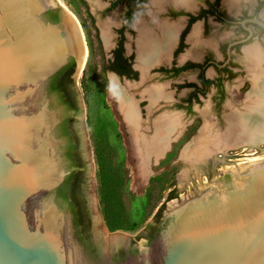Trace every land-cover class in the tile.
Returning <instances> with one entry per match:
<instances>
[{
  "label": "water",
  "instance_id": "obj_1",
  "mask_svg": "<svg viewBox=\"0 0 264 264\" xmlns=\"http://www.w3.org/2000/svg\"><path fill=\"white\" fill-rule=\"evenodd\" d=\"M71 1L57 0L64 13L51 22L46 14L57 8L55 0H0V264H264V36L261 44H251L260 52L246 51V72L228 83H242L251 70V94L235 115L222 111L224 122L215 125V133L211 93L194 106L210 126L196 135V117L175 108L185 90L174 94L173 88L150 132L152 107L168 95L148 87L142 122L130 96L140 99L145 69L140 83L122 87L105 69L108 50L98 43L85 10L73 9ZM246 22L264 30L257 19ZM111 23L102 26L106 44ZM176 28L160 25L158 38L139 27L141 68L165 60ZM228 32L212 26L207 40H224ZM70 60L76 63L78 127L96 207L90 246L55 199L69 173L57 131L67 113L49 82ZM180 122L188 131L169 145ZM156 214L164 223L148 241L145 230ZM129 244L136 251L118 258L117 251Z\"/></svg>",
  "mask_w": 264,
  "mask_h": 264
},
{
  "label": "flooded vegetation",
  "instance_id": "obj_2",
  "mask_svg": "<svg viewBox=\"0 0 264 264\" xmlns=\"http://www.w3.org/2000/svg\"><path fill=\"white\" fill-rule=\"evenodd\" d=\"M155 2H158V5H154ZM54 4L57 8L53 6L46 16L51 12L58 22L63 10L57 0ZM75 5L85 10L88 21L97 34L98 43L108 50L109 57L105 69L117 79L120 85H124H121L122 87L140 83L141 70L145 69L148 79L138 88V90L143 89L140 99L130 96L138 108L142 122L147 118L149 101L146 90L148 87L162 89L168 95L167 100H159L152 107L153 113L148 120L150 132L154 130L153 117L156 110L161 112L165 102H170L172 95L168 90L172 88L175 89L174 94L179 90H185L179 96L180 101L175 104V108L177 111L183 110L186 115L196 117L191 124V126L194 125L196 135L204 129L208 130L210 126L212 127L210 131L215 133L217 127L215 125L224 122L222 111L232 112L235 115L236 108L252 92L251 70L242 83L236 81L233 87L228 83L246 72L243 57L245 60L248 59L245 56L246 51L252 48L257 49L251 44L255 41L261 44L264 30L246 21L257 19L264 23V19L260 17L264 9V0H234V2L227 0H74L69 4L71 7ZM71 12L78 19L85 35L84 24L79 14L76 10ZM47 19L51 21L48 16ZM109 21H112L107 27L110 39L106 44L102 38V26ZM243 22H246L245 28L242 26ZM162 24H165L166 28L177 27L167 56L159 63H148L141 68L137 60L138 29L143 25L146 30L160 38ZM212 26L229 31L224 40H218L215 43L207 40ZM246 29L251 30L250 38ZM261 63L258 65V70ZM75 72L76 63L70 60L49 82V92L58 98L67 113L58 125L57 131L65 142L63 157L69 173L63 184L56 190L55 199L71 213L77 236L83 243L90 246L92 215L96 207L89 192L91 179H89V166L84 149V136L78 127L77 115L81 108L74 90V79H78ZM188 74L193 76L186 78ZM180 75L185 76L183 82L149 85L151 80L163 82ZM262 83L264 84V78ZM52 86L55 91H52ZM245 88H249V91H244ZM129 90L131 89H127V93ZM209 92L211 93L209 111L213 110L212 121L215 122L210 126L209 122L203 119L201 113H197L194 108V106L199 108ZM260 97L263 101L264 93ZM226 98L228 102L225 105ZM187 131L188 127L180 122L178 130L169 139V145L173 136L184 135ZM261 145L260 143L255 147L261 148ZM245 146L249 147L248 144ZM163 223L160 217H155L152 225L145 230V238L148 241L152 240L162 228ZM135 251V245L129 244L126 249L117 251V257L122 258L124 254H132Z\"/></svg>",
  "mask_w": 264,
  "mask_h": 264
},
{
  "label": "trees",
  "instance_id": "obj_3",
  "mask_svg": "<svg viewBox=\"0 0 264 264\" xmlns=\"http://www.w3.org/2000/svg\"><path fill=\"white\" fill-rule=\"evenodd\" d=\"M48 17H49V19L52 21V22H57V19H56V17H55V15H53L51 12L50 13H48V15H47ZM52 91H55V88H54V86H52ZM169 196H172V194L171 195H169ZM170 199H173V198H170L169 197V200ZM158 215L156 214V216L155 217H157Z\"/></svg>",
  "mask_w": 264,
  "mask_h": 264
}]
</instances>
